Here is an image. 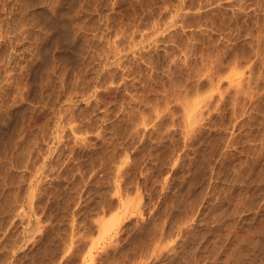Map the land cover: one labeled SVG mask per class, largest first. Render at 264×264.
Listing matches in <instances>:
<instances>
[{
  "label": "rangeland",
  "instance_id": "rangeland-1",
  "mask_svg": "<svg viewBox=\"0 0 264 264\" xmlns=\"http://www.w3.org/2000/svg\"><path fill=\"white\" fill-rule=\"evenodd\" d=\"M0 264H264V0H0Z\"/></svg>",
  "mask_w": 264,
  "mask_h": 264
},
{
  "label": "bare ground",
  "instance_id": "bare-ground-1",
  "mask_svg": "<svg viewBox=\"0 0 264 264\" xmlns=\"http://www.w3.org/2000/svg\"><path fill=\"white\" fill-rule=\"evenodd\" d=\"M46 8H47V7H46ZM56 9H57V8H56ZM56 18H58V17H56ZM49 20H50V19H49ZM52 22H53V21H52ZM56 22H58V21L53 22L54 25L57 24L58 26H60V25H59V22H58V23H56ZM60 22H61V21H60ZM70 22H71V21H70ZM49 24H50V23H49ZM62 25H63V24H62ZM62 25H61V26H62ZM61 26H60V27H61ZM50 29H51V28H50ZM57 29H58V27H57ZM56 31H57V30H56ZM47 32H48V31H47ZM56 34H57V33H56ZM59 35H60V34H59ZM73 35H74V34H73ZM74 36H75V35H74ZM63 38H64V37H63ZM68 38H69V37H68ZM73 40H74V39H73ZM65 41H66V40H65ZM65 41H64V42H65ZM79 43H80V42H79ZM79 47H80V46H79ZM37 50H38V49H37ZM46 55H47V54H46ZM68 56H69V55H68ZM47 57H48V56H47ZM32 69H33V68H32ZM34 71H35V70H34ZM32 72H33V71H32ZM14 113H15V112H14Z\"/></svg>",
  "mask_w": 264,
  "mask_h": 264
}]
</instances>
